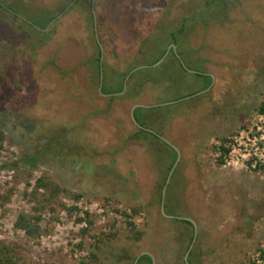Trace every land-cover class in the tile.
<instances>
[{"label": "rangeland", "instance_id": "1", "mask_svg": "<svg viewBox=\"0 0 264 264\" xmlns=\"http://www.w3.org/2000/svg\"><path fill=\"white\" fill-rule=\"evenodd\" d=\"M213 1L219 6L188 26L178 52L173 42L182 55L167 50L153 64L165 49L158 50L161 42H168L160 37L201 4L95 0L102 95L96 64L83 65L94 47L85 8L61 17L35 54L14 24L0 22V132L6 137L0 187H15L10 201L0 205V241L15 246L20 264H133L142 253L153 256V264H184L191 249V264H264V0ZM67 2L17 0L8 8L45 30L50 24L44 28L48 17L41 11H57V4ZM136 63L143 64L134 68ZM127 71L142 83L131 96L118 98ZM136 105L144 108L134 110V123ZM159 112L168 114L166 123ZM160 125L162 140L180 154L170 172L173 150L153 137H135L139 128L156 132ZM222 137H231L232 149L226 164L218 165L213 145ZM41 175L82 195L78 214L90 213V235L82 237L86 223H75L60 206L75 204L65 194L54 214H42L46 232L39 241L15 228L20 213L32 212L27 181L33 184ZM138 206L144 209L134 221L145 234L135 242L116 211ZM53 215L59 220H51ZM180 218L194 229L187 253L190 231ZM110 231H117V239L95 250L90 261L93 237Z\"/></svg>", "mask_w": 264, "mask_h": 264}, {"label": "trees", "instance_id": "2", "mask_svg": "<svg viewBox=\"0 0 264 264\" xmlns=\"http://www.w3.org/2000/svg\"><path fill=\"white\" fill-rule=\"evenodd\" d=\"M14 1L16 2L17 0H0V22L2 21H8L12 24H14L16 26V31L22 33L25 36L26 41H28V43H30L31 45V53L35 54V47L38 45H43L45 43L46 40L49 39L50 34L55 30L58 21L61 19V17H63L64 15L68 14L69 12L77 9V8H85L88 11V20L90 21V25L91 28H93V34H92V41H93V49L91 48V56L89 57L90 59H87V62L84 61L83 65H89V67H91V61L96 64L97 67V79H98V86H100V73H101V69H102V62H101V57L103 54V50L100 47V42L97 41L95 35H94V22H93V13L94 12V5H95V0H88V2L86 3L85 0H69V2H67L66 4H57V8L58 10H42L41 12H43L45 15H47V22L45 23V27H47L50 24V27L48 29L45 30H40L37 29L32 23L27 22L26 20L22 19L20 16H18L16 13H13L9 10L8 7H11V4H14ZM192 3L194 4H201V10H197L195 12L192 11V13H187L185 15H183L180 23H179V27L178 29H171L170 27H168V31L165 33V36L160 37L162 38H166V41H168L167 43L164 42L158 47V50L161 49L162 46L165 45V49L160 51V56L158 57L157 60H155L153 62L156 63L159 59H161L163 57V55L165 54V52L168 50L169 54H172L174 56L176 55H182V53L179 52V54L177 53L179 51V48L181 47L182 43H181V36L185 33L186 29L189 28L188 26H193L195 22H199L202 21V18L204 20V18H206V16H210L212 14V8L213 7H218L219 4H214L213 0H192ZM214 4V5H213ZM193 8V7H191ZM222 10V9H220ZM95 13V12H94ZM166 29V28H165ZM163 39V40H164ZM162 41V40H160ZM173 42L175 43L176 47H177V52H175V50H173V47L169 49L170 44ZM176 54H175V53ZM180 55L178 57H180ZM105 62V61H104ZM165 63V62H163ZM163 63H160L159 65H157L158 68H162L163 67ZM143 63H136L134 68H138L142 65ZM151 64V63H149ZM106 65H108V68L110 69L111 65L109 63H107ZM179 65L185 70V67H183V64L180 60ZM58 67V66H57ZM133 68V69H134ZM58 69H60L58 67ZM132 70V69H131ZM140 70V69H138ZM136 70V71H138ZM162 70V69H161ZM62 72V69H61ZM63 73V72H62ZM136 73V72H135ZM134 72H126L123 73L122 76V84L125 82L126 77L129 76L128 80H126V90L122 95H119V97L121 98H127V96H131L132 93H135L137 91V87L140 86L139 84L142 83V80L139 78H137V80L135 78H133ZM63 75H65L63 73ZM197 75H203V76H207L206 74L203 73H197ZM208 78L211 79L210 75L207 76ZM144 83L149 82V79L147 78H143ZM129 88V89H128ZM123 90V86L122 89L120 91ZM140 90V88L138 89V91ZM207 91V90H206ZM205 91V92H206ZM202 94V93H201ZM98 95H102L99 91H98ZM200 95V94H199ZM199 95H196L195 97H200ZM197 97V98H198ZM178 103V102H177ZM111 106V103L108 105ZM138 108H144V107H138ZM137 108V109H138ZM168 107H163V111H167L168 114L170 115L171 113L170 110H168ZM259 112L261 114H264V100L259 108ZM168 114H166L165 116L164 113L159 112L158 116L161 119V117H163V120H160V123H166L168 121ZM158 121V120H157ZM139 125L144 126V124L138 122ZM167 125V124H166ZM247 123H245L243 125V128H247ZM164 126L160 125V131H156V132H151L148 130H144L143 128H139V130L137 131V133H135V137L136 140H139L140 138L148 141L149 137H153L155 139H158L162 142V144L166 147H169L173 150V156L174 159L172 161V163L169 166V172L172 169L175 160L178 156V153L175 151V149L172 148V146L170 144H168L167 142H165L164 140H162L161 135L162 133H164ZM165 128V127H164ZM6 141V137L5 135L0 132V151L3 149V144ZM149 142V141H148ZM231 142L232 139L231 137H222V138H218V143L213 145V150L216 154V162L218 165H225L226 164V159L229 157V154L231 152ZM249 166H251V163L249 164ZM166 180L165 179V183L164 186L166 185ZM28 186H32V191L30 192V196L31 199L30 201L33 202V206H32V212L29 213H25L22 212L18 215L16 221H15V228L17 230L22 231L30 240L37 242L40 240V238L43 236V234H45V230L42 227V222H43V218H42V214L46 211L49 210L51 213H55L56 208L54 206V204L57 202L58 198L62 195H68L71 196L72 199L74 200L73 205L67 206L64 203H60V206L67 211L68 215L71 218H74L75 223L77 224H83L86 223L85 227H81L80 229V233L82 235V237H86L87 234L90 235L91 230L93 229L95 222L93 221V219L91 218V215L89 212L85 211L84 215H80L79 213V208L77 206L76 202H79L82 198V195L79 193H72L70 190L62 187L60 184L54 182L53 180H51L49 177H47L46 175H41L40 177L36 178L34 183L31 184L29 182V180L27 181ZM169 187V186H168ZM171 188V185H170ZM15 192V187L11 186V187H0V205H5L6 203H8L11 199V196L13 195V193ZM161 201H162V194H161ZM168 202V207H169V203H170V199L168 196V193L166 191V203ZM166 207V205H165ZM164 207V208H165ZM143 207L142 206H138V207H131L130 209H125L123 211H116L118 213L121 214L122 218H123V222L125 223L126 229L128 230V232L132 233V237L130 238V240H133L135 242L140 241L144 234L145 231L138 229V225L135 223L134 218L136 216H138L139 214L142 213L143 211ZM51 220H59L58 217H56V215L52 216ZM181 223H183L182 227L183 230L185 231H190V240H189V245L187 247L186 253L187 251H189V248L191 246V244L193 243V238H194V229H193V225L192 222L184 219V218H180L178 219ZM117 223V220H113L109 227L110 229L115 228ZM186 224V225H185ZM103 237H93L95 239L94 244L92 245L93 249L92 251L89 252V259L90 261H93L94 259H96V251L101 250V246L105 245L106 242H111V241H115L118 237V233L117 231H110V233H102ZM264 256V252L262 253ZM193 258V260L195 261V250L192 251V249L189 252L188 255V260L185 262L184 258H183V262L184 264H191V260L189 257ZM138 260L136 262V259L134 260L133 264H139L140 262H142L143 260H147V264H153V256H150L148 253H142L140 254L138 257H136ZM20 259L17 257V253H16V248L14 245H10V244H6L5 242L0 241V264H20ZM79 264H90L89 262H85L84 260L81 261Z\"/></svg>", "mask_w": 264, "mask_h": 264}, {"label": "water", "instance_id": "3", "mask_svg": "<svg viewBox=\"0 0 264 264\" xmlns=\"http://www.w3.org/2000/svg\"><path fill=\"white\" fill-rule=\"evenodd\" d=\"M99 92L101 93L102 92V82L100 83V87H99ZM139 106H141V105H136L135 107H133V109L131 110V118H132V120L134 121V123H136V120H135V118H134V110L137 108V107H139ZM177 150V149H176ZM178 152V151H177ZM180 157V154H179V152H178V158ZM172 175V171H171V173H170V176ZM170 176L167 178V182L166 183H168L169 182V179H170ZM165 189H166V186L164 187V192H163V195H164V193H165ZM164 199V198H163ZM163 202H164V200L162 201V212H164V207H163ZM186 261H187V259H186ZM153 263H154V261H153Z\"/></svg>", "mask_w": 264, "mask_h": 264}, {"label": "flooded vegetation", "instance_id": "4", "mask_svg": "<svg viewBox=\"0 0 264 264\" xmlns=\"http://www.w3.org/2000/svg\"><path fill=\"white\" fill-rule=\"evenodd\" d=\"M173 47V44L171 45V47L169 46V49ZM126 81V80H125ZM126 84V83H125Z\"/></svg>", "mask_w": 264, "mask_h": 264}]
</instances>
